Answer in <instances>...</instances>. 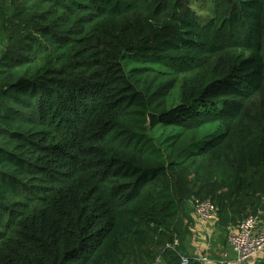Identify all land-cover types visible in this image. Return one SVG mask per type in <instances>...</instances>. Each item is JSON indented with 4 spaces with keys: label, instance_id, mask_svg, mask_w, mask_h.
Here are the masks:
<instances>
[{
    "label": "trees",
    "instance_id": "obj_1",
    "mask_svg": "<svg viewBox=\"0 0 264 264\" xmlns=\"http://www.w3.org/2000/svg\"><path fill=\"white\" fill-rule=\"evenodd\" d=\"M207 199L264 222V0H0V264H182Z\"/></svg>",
    "mask_w": 264,
    "mask_h": 264
},
{
    "label": "built area",
    "instance_id": "obj_2",
    "mask_svg": "<svg viewBox=\"0 0 264 264\" xmlns=\"http://www.w3.org/2000/svg\"><path fill=\"white\" fill-rule=\"evenodd\" d=\"M191 209L202 223L218 221L217 209L208 199L193 201ZM226 243L228 249H225L218 264H229L231 257L234 264L249 263L264 252V223L257 216H247L235 228H228ZM197 260L204 261L202 258ZM181 263H188L187 256L181 257Z\"/></svg>",
    "mask_w": 264,
    "mask_h": 264
},
{
    "label": "crops",
    "instance_id": "obj_3",
    "mask_svg": "<svg viewBox=\"0 0 264 264\" xmlns=\"http://www.w3.org/2000/svg\"><path fill=\"white\" fill-rule=\"evenodd\" d=\"M190 214L192 227L186 255L204 259L202 264H218L223 252L228 249L224 233L217 228L216 223H202L192 212ZM228 262L234 264L232 257Z\"/></svg>",
    "mask_w": 264,
    "mask_h": 264
},
{
    "label": "rangeland",
    "instance_id": "obj_4",
    "mask_svg": "<svg viewBox=\"0 0 264 264\" xmlns=\"http://www.w3.org/2000/svg\"><path fill=\"white\" fill-rule=\"evenodd\" d=\"M194 5H196V2L193 3ZM193 204V200L188 202V206L191 207ZM261 221L263 222V219H261ZM264 223V222H263ZM264 259V252L262 254H260L259 256L253 258L249 264H253L255 262V264H260V262Z\"/></svg>",
    "mask_w": 264,
    "mask_h": 264
}]
</instances>
